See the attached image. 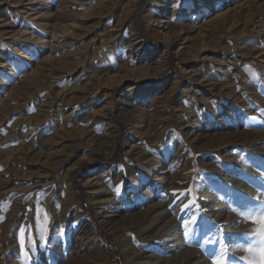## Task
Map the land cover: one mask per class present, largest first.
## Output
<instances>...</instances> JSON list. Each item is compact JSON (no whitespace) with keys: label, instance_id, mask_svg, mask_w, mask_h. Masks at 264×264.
<instances>
[{"label":"rangeland","instance_id":"obj_1","mask_svg":"<svg viewBox=\"0 0 264 264\" xmlns=\"http://www.w3.org/2000/svg\"><path fill=\"white\" fill-rule=\"evenodd\" d=\"M262 211L264 0H0V264H249Z\"/></svg>","mask_w":264,"mask_h":264},{"label":"bare ground","instance_id":"obj_2","mask_svg":"<svg viewBox=\"0 0 264 264\" xmlns=\"http://www.w3.org/2000/svg\"><path fill=\"white\" fill-rule=\"evenodd\" d=\"M95 83L97 82L95 81L93 84L87 83V85L83 87L82 93L83 92L84 93L81 94L80 96L82 98L79 97L80 99L78 98L76 99V101L78 102L79 100H82V102H85L86 105L84 108H90V107L92 108L94 102H96L97 100V93H96L97 89L95 88L96 87ZM21 89L22 87H20L19 84L16 87L12 88V91L17 94V98L20 97L19 92H22ZM20 106H21L20 104H17V107H20ZM74 116L72 117L69 116L65 119H61V117L60 118L55 117L52 123L48 125V128L57 129V131L53 132V134L48 138L47 144L45 146V149L47 150L46 158L48 157L49 160L51 161L50 163H51L52 170H56L57 168H60L61 163H63L67 157L72 155L78 148H80L84 144L85 136H84L83 130H80L78 128L79 126L78 127L74 126L76 123ZM140 157H141V153H137V158H140ZM137 160L139 159H136V161ZM125 162H126L125 167H119V169L116 171L109 170L110 176L113 179L112 184L118 183L119 181L121 182L125 181V179L127 181H131L132 179L137 178L138 171L140 170L141 167H139V165L132 166L131 164H129V161L127 159L125 160ZM66 178H68L70 181V174L66 175ZM139 186L140 185H138V187ZM68 189L70 191V197H71L70 205L73 206L75 204H74V200L72 197V188L68 186ZM107 191L108 190L106 188L102 189L103 193H108ZM78 213L80 214V212ZM157 240L158 241L157 243L154 244V247L159 246L158 248L161 249L164 245L163 244L164 241L160 237H158ZM192 254L193 255L189 258V261L196 260L200 256L199 252H194ZM202 264H208V262L204 260Z\"/></svg>","mask_w":264,"mask_h":264},{"label":"snow or ice","instance_id":"obj_3","mask_svg":"<svg viewBox=\"0 0 264 264\" xmlns=\"http://www.w3.org/2000/svg\"><path fill=\"white\" fill-rule=\"evenodd\" d=\"M183 195H187V193L181 194V198ZM173 196H177V193L173 192ZM188 207L189 205H184L185 209ZM49 220L50 218L47 213H44V225L42 227V231H47L46 225ZM249 220L251 223L256 225V227L251 229L250 233L246 234L252 239V242L249 243L244 250L248 252L251 257L249 264H264V211H262L259 215L249 216ZM21 235L22 237L24 236L23 233ZM23 243L24 240L22 238V244ZM215 264H228L227 253L222 251V253L216 257Z\"/></svg>","mask_w":264,"mask_h":264},{"label":"trees","instance_id":"obj_4","mask_svg":"<svg viewBox=\"0 0 264 264\" xmlns=\"http://www.w3.org/2000/svg\"><path fill=\"white\" fill-rule=\"evenodd\" d=\"M105 163L107 164H113L115 163V159L114 160H110V161H106ZM76 185V189L78 191V195L80 197V199H82V195H81V192H82V188L78 185V184H75ZM83 205V208H85L86 211H88V206L86 204H82ZM107 245L109 246V248L112 250L113 254L116 255V249L114 247V242L111 240H109L108 238L105 239Z\"/></svg>","mask_w":264,"mask_h":264}]
</instances>
